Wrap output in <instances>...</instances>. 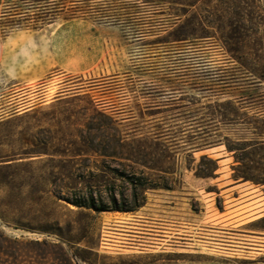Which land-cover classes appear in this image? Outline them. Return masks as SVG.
<instances>
[{"label": "rangeland", "instance_id": "obj_1", "mask_svg": "<svg viewBox=\"0 0 264 264\" xmlns=\"http://www.w3.org/2000/svg\"><path fill=\"white\" fill-rule=\"evenodd\" d=\"M70 1L0 0V55L9 72L0 70V234L82 238L92 250L78 252L86 262L77 264H264V186L232 181L235 164L221 145L192 154L217 159L215 178L195 179L181 169L179 189L147 191L135 212L87 216L57 200L105 178L100 158L87 153L95 122L90 101L117 113L114 120L131 116L119 130H149L151 112L140 122L136 107L152 99L160 74L154 68L165 56H155L148 43L170 23L140 1ZM204 49L211 67L231 66L219 48ZM256 92L263 96L241 105V119L264 111V81ZM218 97L236 101L239 93ZM221 128L233 142L255 138L239 124ZM255 153L254 160L264 157V149Z\"/></svg>", "mask_w": 264, "mask_h": 264}, {"label": "trees", "instance_id": "obj_2", "mask_svg": "<svg viewBox=\"0 0 264 264\" xmlns=\"http://www.w3.org/2000/svg\"><path fill=\"white\" fill-rule=\"evenodd\" d=\"M138 1L151 6L156 13L166 14L170 21L169 30L154 34L148 43L155 56H165L163 63L157 61L154 68L160 74L154 78L157 85H151L152 99L136 107L140 122L144 112H151L149 130L141 132L138 126L119 130L132 117L126 115L114 120L112 116L117 113L107 114L105 109L96 108L101 103L90 101L95 122L89 124L94 134L86 138L87 153L100 158L98 171L105 178L98 187L85 183V191L72 190L70 196L57 200L87 216L135 212L144 205L147 191L179 189L181 169L195 179L215 178L217 159L208 155L195 159L192 154L220 145L231 154L235 164L232 181L264 186V157L254 160L258 156L255 152L264 149V111L257 109L246 120L239 113L242 104L253 103L263 96L256 92L264 81L263 4L260 0H132L130 3L137 5ZM124 21L111 23L123 27L128 24ZM141 38L132 37L135 42ZM210 47L219 48L231 66L211 67L209 55L204 53L207 50L204 48ZM230 93H239L234 98L236 101H218V96ZM162 113L165 115L156 117ZM238 124L242 132L255 138L233 142L223 134L221 127ZM247 147L251 149L249 152L244 150ZM235 151L239 154L235 155ZM109 162L115 166L110 167ZM52 235L55 242L21 241L1 233L0 264L86 262L78 252L90 253L92 247L82 238L72 241Z\"/></svg>", "mask_w": 264, "mask_h": 264}, {"label": "crops", "instance_id": "obj_3", "mask_svg": "<svg viewBox=\"0 0 264 264\" xmlns=\"http://www.w3.org/2000/svg\"><path fill=\"white\" fill-rule=\"evenodd\" d=\"M77 35L78 37L84 39V35L83 33L81 32V30H78L77 32ZM4 61L2 62L1 61V55H0V70L4 73V74H7L9 76V72L7 71V69L4 67L3 65ZM81 71V70H80ZM24 77H26L27 75H23Z\"/></svg>", "mask_w": 264, "mask_h": 264}]
</instances>
